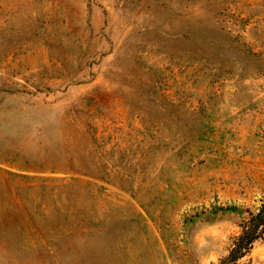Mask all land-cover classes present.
Here are the masks:
<instances>
[{
    "label": "rangeland",
    "instance_id": "rangeland-1",
    "mask_svg": "<svg viewBox=\"0 0 264 264\" xmlns=\"http://www.w3.org/2000/svg\"><path fill=\"white\" fill-rule=\"evenodd\" d=\"M263 204L264 0H0V264H221Z\"/></svg>",
    "mask_w": 264,
    "mask_h": 264
},
{
    "label": "trees",
    "instance_id": "trees-1",
    "mask_svg": "<svg viewBox=\"0 0 264 264\" xmlns=\"http://www.w3.org/2000/svg\"><path fill=\"white\" fill-rule=\"evenodd\" d=\"M252 218L246 220L241 235L236 239L229 256L221 264H237L260 236V228L264 225V204L258 213H250Z\"/></svg>",
    "mask_w": 264,
    "mask_h": 264
}]
</instances>
